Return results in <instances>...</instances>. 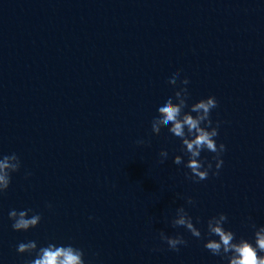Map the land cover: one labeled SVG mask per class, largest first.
<instances>
[{
  "label": "clouds",
  "instance_id": "obj_1",
  "mask_svg": "<svg viewBox=\"0 0 264 264\" xmlns=\"http://www.w3.org/2000/svg\"><path fill=\"white\" fill-rule=\"evenodd\" d=\"M183 85L173 96H169L164 103L158 107V116L151 121V131L159 135L162 128H167L174 139L181 143V150L187 155L185 161L182 156L177 155L173 163L177 166L183 164L188 169L185 177L194 183L207 180L209 174L219 176V170L223 166L222 156L227 148L224 143H217L219 135L220 121L215 124L211 119V112L218 107V100L215 96L201 98L189 105L190 94L187 88L189 80L181 78L180 71L177 70L169 78L168 83L176 86L177 83ZM187 109V111H186ZM193 113L195 115H193ZM138 145L145 144L144 140H137ZM202 151L213 153L211 160L201 158ZM159 163H164L168 158V152L161 150L159 153ZM215 161V170L213 163ZM21 168V160L16 153L3 155L0 157V195L7 192L11 184L12 174ZM31 173H27L30 176ZM189 205H195L192 197H181ZM51 208V205H48ZM32 213L29 217V213ZM12 221V229L15 231H28L36 228L42 219L41 214L33 212L32 209L16 210L12 209L8 213ZM92 219V217H90ZM251 220V217H248ZM228 221L226 213L220 212L207 220V233L209 237L204 242V248L212 255L219 256L227 264H264V226L257 227L252 223L250 227L254 230V243L244 237L237 239L236 233L226 229L224 225ZM171 226L174 228L183 227L197 239H203L202 232L193 223V218L180 206L175 209V215L171 218ZM199 223V218H197ZM218 237V239L211 238ZM159 238L166 243L172 251H179L180 246H187L188 241L180 233L167 235L160 232ZM19 254L35 255L34 259L26 261V264H85L84 251L71 244L56 245L49 243L45 247H39L37 242L30 240L20 242L16 248Z\"/></svg>",
  "mask_w": 264,
  "mask_h": 264
}]
</instances>
